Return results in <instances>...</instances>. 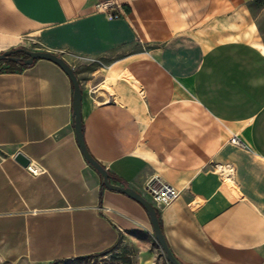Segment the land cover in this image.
I'll return each mask as SVG.
<instances>
[{"label":"crops","instance_id":"obj_1","mask_svg":"<svg viewBox=\"0 0 264 264\" xmlns=\"http://www.w3.org/2000/svg\"><path fill=\"white\" fill-rule=\"evenodd\" d=\"M103 1L0 0V53L34 46L74 70L84 143L111 184L150 201L158 176L180 193L155 207L180 264H264V50L237 33L251 27L237 22L236 0H123L111 21L94 11ZM72 103L52 62L0 71L6 262L71 261L121 235L154 238L145 209L103 188L84 160ZM17 155L43 172L33 177Z\"/></svg>","mask_w":264,"mask_h":264},{"label":"rangeland","instance_id":"obj_2","mask_svg":"<svg viewBox=\"0 0 264 264\" xmlns=\"http://www.w3.org/2000/svg\"><path fill=\"white\" fill-rule=\"evenodd\" d=\"M237 22L249 23L245 31L237 33L247 41L264 50V0H236ZM30 51H39L34 46L24 47ZM7 69V62H0V70ZM0 264H32L24 261L9 263L0 258ZM50 264H169L157 242L151 236L142 233L121 235L117 243L108 251L86 258Z\"/></svg>","mask_w":264,"mask_h":264},{"label":"water","instance_id":"obj_3","mask_svg":"<svg viewBox=\"0 0 264 264\" xmlns=\"http://www.w3.org/2000/svg\"><path fill=\"white\" fill-rule=\"evenodd\" d=\"M19 52H23L27 58L18 59L12 57L13 54ZM37 60H46L54 63L67 75V77L71 81L73 87L72 109H73V123H74L75 137H76L77 145L80 149V152L84 160L100 175V177L102 178V184L106 189L125 194L127 197L133 199L145 209L150 219L154 239L157 242L158 246L160 247L161 251L163 252L166 261L169 264H180L171 254L166 244L162 230L160 228L159 219L157 216V210L155 209V207L146 198H144L134 190L111 184L110 176L107 173V171L99 163H97L87 151L81 129L82 90L74 70L60 56L47 51H30L23 48H17L0 53V62L11 61L24 66H31L34 63V61ZM16 158L22 165L24 166L27 165L28 161L21 155H17Z\"/></svg>","mask_w":264,"mask_h":264},{"label":"built area","instance_id":"obj_4","mask_svg":"<svg viewBox=\"0 0 264 264\" xmlns=\"http://www.w3.org/2000/svg\"><path fill=\"white\" fill-rule=\"evenodd\" d=\"M125 3V2H124ZM123 0H105L103 2L97 3L94 6V11L105 15L108 20H118L125 15ZM99 63V62H98ZM91 94L95 98L94 89L91 90ZM229 143L240 148H246L245 143L237 134H233ZM25 170L36 177L40 175L43 171L36 165L30 163L25 167ZM145 193L149 198V202L154 207H164L175 201L180 193L166 181L158 176H154L146 183ZM102 214L109 212V209L99 208Z\"/></svg>","mask_w":264,"mask_h":264},{"label":"trees","instance_id":"obj_5","mask_svg":"<svg viewBox=\"0 0 264 264\" xmlns=\"http://www.w3.org/2000/svg\"><path fill=\"white\" fill-rule=\"evenodd\" d=\"M29 67L30 66H24V65L17 64V63H14V62H7V69L0 70V71H20L22 69H26V68H29ZM102 187L104 188L103 184H102ZM157 216H158V213H157Z\"/></svg>","mask_w":264,"mask_h":264},{"label":"flooded vegetation","instance_id":"obj_6","mask_svg":"<svg viewBox=\"0 0 264 264\" xmlns=\"http://www.w3.org/2000/svg\"><path fill=\"white\" fill-rule=\"evenodd\" d=\"M24 49V48H23ZM12 57H15V58H18V59H25L27 58L23 52H19V53H16V54H13ZM7 62H11V61H7Z\"/></svg>","mask_w":264,"mask_h":264}]
</instances>
